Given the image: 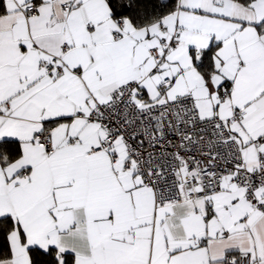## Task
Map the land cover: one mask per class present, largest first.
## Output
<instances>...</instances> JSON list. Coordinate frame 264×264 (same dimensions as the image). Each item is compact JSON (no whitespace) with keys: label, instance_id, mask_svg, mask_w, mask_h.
Masks as SVG:
<instances>
[{"label":"snow or ice","instance_id":"1","mask_svg":"<svg viewBox=\"0 0 264 264\" xmlns=\"http://www.w3.org/2000/svg\"><path fill=\"white\" fill-rule=\"evenodd\" d=\"M0 264H264V0H0Z\"/></svg>","mask_w":264,"mask_h":264}]
</instances>
